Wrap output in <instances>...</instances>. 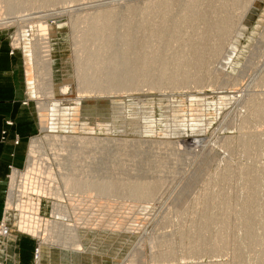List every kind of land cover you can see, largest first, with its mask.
Returning <instances> with one entry per match:
<instances>
[{"label":"rangeland","instance_id":"rangeland-1","mask_svg":"<svg viewBox=\"0 0 264 264\" xmlns=\"http://www.w3.org/2000/svg\"><path fill=\"white\" fill-rule=\"evenodd\" d=\"M14 1L0 0V20L9 23L0 25V36L10 45L11 53L18 54L24 105L33 111L37 127L28 139L24 165L18 168L26 173V164L28 167L30 159L38 156L39 161L55 164L59 179L49 184L56 190L53 196L57 201L44 202L43 212L52 214L54 206L57 210L69 208V213L73 209L69 218L80 223L77 232L83 249L72 250L71 240L62 244L65 247L45 245L41 260L36 262V240L17 233L0 238V263L264 264V113L256 110V104L264 108V0H215L217 9L208 11V17L218 23L225 16L227 23L232 20L235 25L222 43L218 27L211 30V37L203 43L208 60L202 69L186 65L180 70L198 74L200 82L192 75L185 84L160 87L156 84L161 79L150 80V74L148 80L140 79L137 87L116 92L97 86L84 88L79 79L86 68L90 71L99 66L97 58L91 59V53L84 50L85 45L95 50L97 46L92 48L89 39L100 37L92 30L93 34H88L90 23L96 20L95 13L116 11L112 22L117 23V40L134 29L143 34L140 24L145 21L144 12L148 13L146 7L162 0H36L31 2L33 6L31 0ZM171 1L174 9L170 15L177 16L183 13V5L193 2ZM13 3H18L17 9L11 8H15ZM168 12L151 13L150 27L171 20ZM130 13L135 26L129 34L126 22ZM182 15L177 19L182 33H177L176 39L168 37L171 42L167 37L148 39L152 43L149 52L176 53L177 57L192 48L188 39L198 26L185 23ZM19 34L31 48L32 61L23 39L17 40ZM149 34L148 38L154 36ZM42 35L44 39H40ZM120 40L119 47L132 58L133 46L126 47L124 39ZM114 47L112 50L119 48ZM98 59L100 64L107 60ZM174 61L169 65L176 70L179 62L175 57ZM161 72L156 64L154 73ZM126 78L125 83L130 80ZM124 79L119 81L123 85ZM152 81L155 85L149 84ZM7 134L2 132V141ZM33 139L43 143L36 158L29 152ZM16 173V178L22 179L15 178L13 183V173L9 184L7 178L4 209L6 203L8 209L16 205L32 208L36 199L30 192L23 195L25 201L30 198L29 203L23 204L20 195L18 201L15 193L13 203H18L8 205L12 190L24 179V174ZM11 183L15 188L11 189ZM135 183L146 184L151 193L133 194ZM220 237H226V242L215 248Z\"/></svg>","mask_w":264,"mask_h":264},{"label":"bare ground","instance_id":"bare-ground-1","mask_svg":"<svg viewBox=\"0 0 264 264\" xmlns=\"http://www.w3.org/2000/svg\"><path fill=\"white\" fill-rule=\"evenodd\" d=\"M18 1V0H17ZM17 1H14V2H17ZM22 1L23 2H25V1H27V0H21V3H22ZM34 1H36V0H31L30 1V3L32 2H34ZM38 1V0H37ZM43 1V0H42ZM46 2L47 1H50V0H45ZM141 1V0H140ZM160 1V0H159ZM171 1V0H170ZM169 0H162L161 2H159L158 4H155V5H152V6H149V7H146V11H148V13L147 12H144L146 15H144V20L145 21H142L141 22V24H140V26L143 28V34H141V32L140 31H138L137 29H136V31H135V29H134V32L133 33H131L133 30H132V25H134L135 26V24H133V22L135 23V21H132L131 19H130V17H132L133 15H131L132 13H130V15L131 16H129V18L128 19H130L128 22H126L125 24L129 27V29H131V31H128V33L130 34V35H127L126 36V38H123V39H121V40H123L122 42H124L123 44L126 46V47H130L131 46V48H132V46H133V48H132V50H130L131 52L132 51H134V52H132V54L134 53V55H133V57L132 58H130V57H127V52L128 51H126V50H124V48L122 49V48H120L119 47V44H118V40H120V39H118L117 40V38L116 37H118L115 33H116V31L114 30V28L116 27V25H117V23H116V21H115V23H113L112 21H114V19H112V18H114V16L116 15V11L114 12V11H112V12H114V13H112L111 11L110 12H106V14H105V12L102 14V12H101V14H100V12L97 14V13H95V15L97 16V18H96V16H93V17H91L92 19H94V17L96 18V20L95 21H93L92 19H89L90 21H93L92 23H90V21H89V23L91 24L90 25V29L88 28V31L86 30L85 32H88V34H93V33H95L96 35H100V37H92V39L90 38L89 40H92L93 42H92V45L91 46H93L92 48H94V46H97L96 47V49L95 50H93V49H91V48H89L88 47V45H85L86 46V48H85V46H84V50H87V51H89V53H91V55H90V57H91V59H96V63H97V60L99 61V66H95L94 65V67L95 68H92V70H90L89 71V66H87V65H92L93 64V62L91 63V62H87V67L89 68L88 69V71H87V68H86V71H85V69H84V71H85V74H82V75H84L82 78L81 77H79V79L82 81H80L81 83H83L84 82V84L83 85H85V86H83L82 84H81V86H83L84 88H87L88 86H97V88H101L103 91L105 90H110V91H117V89H120V88H122V87H128V89H129V87L130 88H134V87H137V85H139V83H140V79L142 80V78L144 79L145 77L147 78V80H148V78H149V76H150V74L152 75V77L150 76V80H152L151 78H155V77H159V79H161V81L159 82V83H157L156 85L158 86V84H160L159 86L160 87H168V86H171V85H177L178 86V84H185L186 83V81L188 80L189 81V78H191L192 77V75L195 77V79H198L199 80V82L202 80L201 79V77L198 75V74H191V73H187V74H183V73H180V70H182V69H184L185 68V66L186 65H188V66H186V67H189V66H191V67H193V68H195L196 69V71H198V70H200V69H202L203 68V66L204 65H206L205 64V62H207L206 60H208L207 59V54L205 53V49H207L206 47H205V43H204V41H206V40H208V36L210 35V33L213 31L212 29H214L215 30V28L216 27H218L217 29H218V31L219 32H221L220 34H219V40H220V42L221 41H223L224 39H225V37H226V35H227V33L234 27V22H231L232 20H230V22L229 23H227L228 22V18L227 17H222V19H221V21L220 22H214V21H216V20H211V17L209 18L208 17V15H207V12L208 11H212L214 8H216L217 9V4H216V2H215V0H205V4H202L203 3V1L202 0H193V2H192V4L191 5H186L185 4V6L183 5L182 6V11H183V13H181V14H179V15H182V16H184L187 20H186V22L185 23H187V21L189 22V24H196L197 26H198V29H195V32L193 33V35L190 33V38L188 39L189 40V43H188V45L190 46V47H192V48H190V49H188V51H186L185 53L183 52V54L181 55V56H179L178 54V56L176 57V53L174 54V53H168V54H164V53H162V52H153V53H151V52H149L148 50V48H149V43H151L152 41H151V38H152V40H153V37H159L161 40H164L166 37L168 38H175L176 39V37H178L179 35V33H182L179 29H180V24H177V23H179L180 21H178L177 19H179L178 18V16L177 15H170V14H172V11H173V9H174V5H172V4H170L171 2H170ZM191 1V0H190ZM189 0H188V2H190ZM202 2V3H200V4H202V5H200V4H198L199 2ZM219 1H221V0H217V2H219ZM27 2H29V0L27 1ZM27 2H25V3H27ZM39 2H41V1H39ZM170 2V3H169ZM20 2H19V4H21ZM29 3V4H30ZM31 3V4H32ZM36 3V2H35ZM41 3H43V2H41ZM154 3V2H153ZM157 3V2H156ZM176 3V2H175ZM14 4V3H13ZM12 4V5H13ZM17 4V5H16ZM16 4H14L15 5V8H14V6L13 7H11L12 9H17V6H18V3H16ZM24 4V3H23ZM30 4V5H31ZM34 4V3H33ZM33 4L31 5V6H33ZM40 4V3H39ZM146 4H148V2H146ZM150 4V3H149ZM170 4V5H169ZM30 5H28V6H30ZM36 5V4H35ZM41 5V4H40ZM44 5V4H43ZM134 5V4H133ZM151 5V4H150ZM176 5V4H175ZM221 5V4H220ZM28 6H26V7H24V8H26L27 9V7ZM37 6V5H36ZM128 6H129V4H128ZM148 6V5H147ZM131 7V6H130ZM130 7H128L129 9H130ZM29 8V7H28ZM31 8V7H30ZM29 8V9H30ZM32 8H34V7H32ZM38 8H39V5H38ZM47 8V7H46ZM218 8H220L219 6H218ZM127 9V8H126ZM128 9V10H129ZM44 10V9H43ZM134 9H133V7H132V9H131V11H133ZM142 10V9H141ZM143 10H144V8H143ZM171 11L170 13L168 12V11ZM219 10V9H218ZM130 11V10H129ZM214 11V10H213ZM154 12L156 13V12H162L163 14H165V13H169V15L170 16H172V19L171 20H167L166 22H164V23H161L160 22V24H157V26H155V28L153 27V28H151L150 27V23L148 22V18L151 16V13H153L154 14ZM189 13V15H187ZM190 13H191V15H190ZM59 14V13H58ZM100 14V15H99ZM90 16V15H89ZM117 16V15H116ZM127 16V17H128ZM153 16V15H152ZM151 16V18H153ZM182 16H180V17H182ZM164 17H166V16H164L163 15V18ZM71 18V17H70ZM134 19H135V17H134ZM78 20H80L81 21V19H78ZM115 20H116V18H115ZM127 20V19H126ZM185 20V19H184ZM148 22L149 23V25H145V23H144V25H145V27L143 26V22ZM77 22V21H76ZM152 22V21H151ZM154 22V21H153ZM79 23V22H78ZM156 23L157 22H155L154 24L156 25ZM8 25L9 23L7 22V21H5V20H0V25ZM139 24V23H138ZM200 24H204L205 26H201L202 28H199V25ZM196 25H195V27H196ZM126 26V27H127ZM139 26V27H140ZM188 27H189V25H187ZM186 26V27H187ZM194 26V25H193ZM149 27L151 28L150 30H154V31H152L153 32V34H154V36L152 35V32H151V35H152V37H150V38H148L149 36H148V34L150 33L149 31H148V29H149ZM148 28V29H147ZM183 28V27H182ZM191 28V27H190ZM128 29V30H129ZM216 29V30H217ZM90 30H92L93 31V33H92V31L90 32ZM112 30H114V31H112ZM148 31V32H145V31ZM212 30V31H211ZM24 31H25V29H24ZM115 32V33H114ZM155 32V33H154ZM193 32V31H192ZM146 33H147V35H146ZM178 33V34H177ZM45 34V33H44ZM91 34H90V36H91ZM184 34V33H183ZM47 35V34H46ZM85 35H87V33H85ZM84 35V36H85ZM116 35V36H115ZM150 35V34H149ZM150 35V36H151ZM189 35V34H188ZM197 35L199 38H196L195 36ZM19 36V37H18ZM17 36V40H19V41H22V39H23V43L25 44V36H23V34H21V36H20V34ZM40 36V35H39ZM23 37V38H22ZM157 37V38H158ZM210 37H211V35H210ZM38 38V37H37ZM45 38V35H42L41 36V38L40 39H44ZM95 38V39H94ZM98 38V39H97ZM120 38V37H119ZM168 38V39H169ZM182 38H184V37H182ZM181 38V39H182ZM187 38V37H186ZM94 39V40H93ZM151 41H149V40ZM167 39V40H168ZM211 39V38H210ZM120 40V41H121ZM170 40V42L172 41L171 39H169ZM168 40V41H169ZM117 41V42H116ZM98 42V44H96ZM186 42V41H185ZM17 43V42H16ZM115 43L116 44H118V45H116V46H118V47H116V48H118V49H114V50H112L113 49V47H114V45H115ZM204 43V44H203ZM222 43V42H221ZM38 44H40L39 42H37V45ZM152 44V43H151ZM41 45V44H40ZM161 45H163V44H161ZM164 45H165V43H164ZM25 46L27 47V54H28V57H29V59L32 61V58H31V56H32V51H31V48L27 45V44H25ZM90 46V45H89ZM43 47V46H42ZM114 47V48H115ZM151 47V46H150ZM158 47V46H157ZM156 47V48H157ZM159 47H160V44H159ZM204 47H205V49H204ZM109 48H111V52L108 50ZM88 49H90V50H93L92 52L90 51V50H88ZM109 51V53H108V51ZM130 49V48H129ZM107 51V52H104V51ZM157 50V49H156ZM46 51V50H45ZM39 52H40V50H39ZM42 53V52H41ZM88 53V54H89ZM105 53L107 54V56H105ZM131 54V53H130ZM129 54V55H130ZM131 54V55H132ZM43 55V54H42ZM41 56V55H40ZM101 57V59L103 60V57L105 58H107V60L105 61V59L103 60V62H101V64H100V60L98 59V58H100ZM174 57H175V59L177 60L176 62H179V64L177 65V66H175V67H177L176 68V70H175V68L173 69V67H170V65H172V64H170L172 61H174ZM124 58H126V60H124ZM172 58H173V60H172ZM118 59H121V63L120 64H118L119 63V60ZM88 61H91L90 59H88ZM92 61H94V60H92ZM175 62V61H174ZM90 63V64H89ZM35 63H34V61H33V65H34ZM156 64H158L161 68H162V72L161 73H159V74H155L154 73V66L156 65ZM170 64V65H169ZM204 64V65H203ZM46 69H47V73H48V78H49V85H50V88H49V91H50V94L51 95H53V93H54V86H53V78H52V71H51V64H50V62L48 61V63H46ZM92 67V66H91ZM169 67H170V69L172 68V70H175V71H170L169 70ZM130 69V70H129ZM133 69V70H132ZM129 71L130 73H128V74H124V71ZM132 70V71H131ZM126 71H125V73H126ZM151 73H150V72ZM179 71V72H178ZM133 72V73H132ZM153 72V73H152ZM31 73H32V71L30 70L29 71V82L30 83H32V78H31ZM80 74V75H81ZM126 77H128V78H130V80L128 81V82H126L125 83V80L127 79ZM121 78L123 79V78H125L123 81H124V84L125 85H123L122 83H120L119 81L121 80ZM145 78V79H146ZM156 79V78H155ZM150 80H149V82H150ZM122 81V80H121ZM155 81V80H154ZM156 81H157V79H156ZM155 81V82H156ZM159 81V80H158ZM148 82V81H147ZM155 82H151V83H149V84H154ZM120 84H121V86H120ZM155 85V84H154ZM68 87V86H67ZM67 88H65V90H66ZM68 89H69V87H68ZM115 91V92H116ZM40 99V98H39ZM258 107L256 108V110L257 111H262L263 110V113H264V108H262L261 106H259V104H256ZM55 112V111H54ZM46 126H43V128H45ZM47 136V135H46ZM42 140V139H41ZM31 142V141H30ZM196 144V143H195ZM43 146V143H42V141H40V139H33V141H32V143H31V149H30V153H31V155L32 156H34V158H36L39 154L38 153H40L41 152V148H43L42 147ZM47 146V145H46ZM53 146V145H52ZM56 149V148H55ZM54 149V150H55ZM52 150V149H51ZM43 153H45V152H43ZM29 156H30V154H28ZM42 155V154H41ZM44 156V155H43ZM48 156V155H47ZM57 156H58V154H57ZM39 157V158H38ZM37 158L38 159H40L41 157L40 156H38ZM29 158V157H28ZM33 158V157H32ZM30 159V164H28V170H29V173H31V171H33V170H36V168H37V164H38V161L39 160H37V158L36 159ZM47 158V157H46ZM57 159H58V157H57ZM44 160V159H43ZM56 164H58V162L56 163ZM26 172V171H25ZM14 174H13V178H12V182H13V180L16 178V175H17V173H16V171L15 172H13ZM29 173H23V172H21V174H24V175H26V177L25 176H23V180H24V183L25 182H27V180H30V178L28 177V174ZM20 175V174H19ZM18 175V176H19ZM12 177V176H11ZM20 177H22V175L21 176H19V178ZM17 179V178H16ZM22 179V178H21ZM21 179H17V180H21ZM22 180V181H23ZM16 181V180H15ZM17 182V181H16ZM19 182V181H18ZM30 182V181H29ZM13 183H15V182H13ZM13 183H11L12 184V188L11 189H13V188H15V186L13 187ZM20 183V182H19ZM136 184V185H135ZM134 185H135V187H134V185H133V187L135 188L134 189V191H133V194H136V195H149L151 192H149L150 191V188H148V187H146L144 184H142L141 185V183L140 184H137V183H135ZM19 185V184H18ZM20 186V185H19ZM148 186V185H147ZM16 187H17V183H16ZM146 188L149 190H147L146 191ZM16 188H15V190H12V193H13V195H10L9 196V200H8V205H10L11 203H12V205L13 204H15V203H13V201H14V198L16 197ZM22 190H24V189H22ZM14 191V192H13ZM11 193V194H12ZM27 194L29 193V192H26ZM23 195V193H22V191H20V193H19V195L20 196H22ZM26 197H29L28 195L26 196ZM17 199V198H16ZM30 199V198H29ZM29 199L27 200L28 201V203H29ZM19 201V200H18ZM27 201H25V203L27 202ZM20 203H21V201H20ZM24 204V203H23ZM27 204V203H26ZM25 204V205H26ZM16 205V204H15ZM21 205V204H20ZM17 206V205H16ZM16 206H15V208H16ZM27 206V205H26ZM30 206V205H29ZM18 207V206H17ZM18 208H21V206H19ZM24 207H22V209H23ZM28 208H30V207H28ZM25 209H27V208H25ZM73 233H75V232H73ZM69 240H71V248H72V250H82L83 249V246L81 245V243H80V240H79V235H78V232H76L75 233V235H74V238L73 239H69ZM225 242H226V237L224 238V237H220V239H219V241L216 243V245H215V248H218L219 246H221V245H224L225 244ZM211 264H225V263H221V262H211Z\"/></svg>","mask_w":264,"mask_h":264},{"label":"built area","instance_id":"built-area-1","mask_svg":"<svg viewBox=\"0 0 264 264\" xmlns=\"http://www.w3.org/2000/svg\"><path fill=\"white\" fill-rule=\"evenodd\" d=\"M7 124L12 125L13 123L12 121H7ZM3 134L6 135L7 130H4ZM19 142V138H16V144H19ZM38 166L39 167L36 170H33L31 173H29L26 164L25 171L29 173L28 177L30 180H27L25 183L23 181H19L21 183H19L20 186L16 190V193H18L17 200L22 189H24V196L26 192L31 193V196L36 199V201L32 204V208L20 209L16 207L15 209H8L6 203V209H4L3 218L0 221V238L6 239L14 234L18 235L17 233H24L36 240V249L34 252V259L36 262L41 260L43 251L42 249L45 245H51L53 247H65L62 244H64V242L67 240L74 238V235L78 231L77 229L79 228L80 224L74 222L75 220L72 221L69 218L70 215H72L71 211L73 209H71L69 213V208L57 210V207L54 206L52 214L49 215L43 212L44 202H49L51 199H53L54 204L57 201L55 196H53L56 195V190H54V187H52L49 183L53 181L55 184L59 177L55 170V164L50 163L49 160H40ZM14 170L24 173V170H21V168L11 165L10 173L8 175L9 184ZM24 176L26 177V175ZM9 192L10 189H8V193ZM22 199L24 203L25 198H21V201ZM38 203H40V209L37 207L39 206ZM64 216L67 217L63 219ZM74 231L75 233L73 234Z\"/></svg>","mask_w":264,"mask_h":264},{"label":"crops","instance_id":"crops-1","mask_svg":"<svg viewBox=\"0 0 264 264\" xmlns=\"http://www.w3.org/2000/svg\"><path fill=\"white\" fill-rule=\"evenodd\" d=\"M0 36V220L4 209L10 166L22 167L26 159L28 139L35 134L33 111L24 105L23 79L18 54ZM12 121V125L6 122ZM8 131L5 141L2 132ZM19 137L20 143L15 140Z\"/></svg>","mask_w":264,"mask_h":264}]
</instances>
